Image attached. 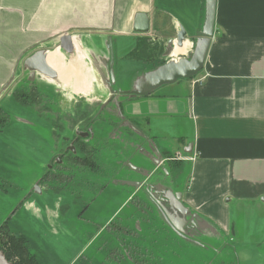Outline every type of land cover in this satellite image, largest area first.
<instances>
[{"label": "crops", "instance_id": "crops-1", "mask_svg": "<svg viewBox=\"0 0 264 264\" xmlns=\"http://www.w3.org/2000/svg\"><path fill=\"white\" fill-rule=\"evenodd\" d=\"M182 30L183 44L192 47L180 59L189 57L205 34H212L205 65L193 79L123 102L137 145L130 147L134 161L145 159L147 164L132 160L135 167H129L142 180L150 178L156 192L182 194L188 221L196 215L202 228L215 225L227 235L242 230L241 237L248 230L259 234L256 250L241 238L233 255L237 264H264V0H0V100L22 74L25 60L38 52L61 50L60 39L70 35L75 50L63 53L67 59L79 58L90 91L104 96L105 103L112 98L107 82L115 76V60L127 61L136 44L147 39L149 47L169 41L170 53L164 47L150 48L149 53L170 61ZM127 67L131 69L120 65L123 73ZM187 164L188 185L177 190L174 177ZM163 175L173 182V189L166 181H154ZM129 186L139 194V184ZM29 205L27 211L39 222L54 225L57 212L49 210L44 217ZM250 208L258 214L254 226L243 223ZM209 229L206 232L212 234ZM202 231L189 232V238ZM52 234L65 247L72 239L78 246L74 238L58 239L56 229ZM178 247L187 248L181 243ZM89 248L78 249L68 264H76ZM166 250L159 253L164 256Z\"/></svg>", "mask_w": 264, "mask_h": 264}, {"label": "rangeland", "instance_id": "rangeland-1", "mask_svg": "<svg viewBox=\"0 0 264 264\" xmlns=\"http://www.w3.org/2000/svg\"><path fill=\"white\" fill-rule=\"evenodd\" d=\"M163 47L168 51H172L173 45L168 41L166 46L163 43L160 46L155 45L150 48H152V51H157L160 48L163 50ZM195 48L196 46L189 57L185 59H191ZM116 57L119 58L118 53ZM155 59L156 61L152 60L151 69L172 62L171 59L170 61L161 59V55H156ZM129 60L133 61L136 66L128 64L131 69L127 67L125 73L118 66V61L115 73V81H117L115 90H130L134 80L140 77L138 73L144 72V69L150 70L148 66L139 65L140 62H136L131 58L127 61ZM127 61L126 63H129ZM36 73L25 67L22 74L12 83V87L0 100V120H3L5 124L7 123L0 131L2 132L0 133V227L6 226L12 234L24 237L27 241L28 252L30 251L34 255L32 256L30 253L27 255L26 253L20 256L14 252V248L10 245L6 250L14 264H34L30 261L29 256L35 259L36 264H68L78 253V249L87 247H90L87 253L76 264H115L114 258L111 256L115 239L114 232L128 223H130L129 230L132 229L131 217L137 215L140 219L142 216L138 212L140 211L138 209L140 204L142 205L141 210L145 209L144 211L149 213L150 217H145L148 222L141 221L142 231L141 234L135 232L134 243L135 245L142 244L145 247V253L142 254L145 255V260L150 264H155L150 245L156 241L159 247L163 246L165 240L163 229H167L179 244H184L187 248H190L174 246L167 249L169 251L164 254V262L167 264H237L233 255V248H238L241 238L252 245L251 249L256 250L255 245L262 237L252 232V230H248L241 237L239 233L242 230L236 229L231 232L232 234L227 235V233L219 231L218 227L214 225L215 230H213V226H209V231L212 232V234H209L206 232L209 227L205 226L200 229L199 226V231H204L197 237L195 235L194 241L189 238L192 242L176 235L154 200L152 201L145 193L143 194L147 200L144 199L142 193L135 195V188L120 183V179L133 180L140 177L136 172H129L119 164V162L124 163L126 158L121 150H117L119 148L125 149L123 144L120 147L117 141L110 140L106 145H100L96 141L92 142L91 146L95 149L94 159L98 163L99 173H94L89 169L87 172L81 173L80 169L72 168L66 156L63 161L54 166L52 160L59 148L56 147V142L52 137V128L45 125L46 118L33 114L30 109L18 106L12 98L13 93L18 88L24 90L27 88L28 81H33L31 84L37 86V90L41 95L37 100V104L34 105L36 111L46 112L43 102L47 103V99H49L50 107H52L55 116L59 115L63 120L65 115H69V112L63 108V100H66L67 95H63L64 93L59 88L56 89L55 80L41 74L40 76L35 75ZM140 75L142 76V74ZM29 86L32 87V85ZM100 93L106 95L103 90ZM102 98L105 99L104 96ZM97 100L93 101L91 106L101 111L104 100ZM120 100L121 102L127 101L125 98L119 99V102ZM77 104L82 105L83 103L79 102ZM81 112L80 109L79 115L84 113V110ZM85 125L86 123H83L78 126L83 128ZM72 133L67 132L66 136L71 137ZM68 142L66 141V144ZM172 159H175V157ZM143 161L145 159L142 162L134 161V163L147 167V164ZM47 172L57 173L61 178V173L64 175L66 172L68 174H65V176H69L72 172L74 181L70 186H66L64 183L60 184L59 182H62L60 179L59 181L54 179L52 182L39 184L41 178ZM189 173L190 166L187 164L174 177L176 184L180 185L183 190L188 185ZM154 181L162 183L166 181L168 187L172 189L175 187L170 179L166 180L164 178V175L161 179ZM37 184H39L38 189L41 193L36 192ZM148 201H152L151 205L153 207L148 204ZM30 203L41 211V216L45 217L46 212L49 210L57 212L58 218L53 219L54 225L52 222L50 224H44L42 220L39 222L33 212L27 211L25 207L26 204ZM250 210L247 213L249 217L243 223L247 226H254L259 223L258 214H255L256 212L252 208ZM236 213L237 210L234 211L235 216H237ZM156 228L160 230L157 233H155ZM54 229H56L58 239H60L58 235H61L60 240H66V237L74 238L77 240L78 246L73 243V239L67 247L56 242L52 234ZM100 229L103 233H100L99 236L97 234ZM123 235L126 236L122 232L118 233L121 239H123ZM130 239L125 238L128 242ZM147 250L151 254H146ZM159 251L161 250L154 253L158 263V257L161 254ZM161 256L163 257V255Z\"/></svg>", "mask_w": 264, "mask_h": 264}, {"label": "trees", "instance_id": "trees-1", "mask_svg": "<svg viewBox=\"0 0 264 264\" xmlns=\"http://www.w3.org/2000/svg\"><path fill=\"white\" fill-rule=\"evenodd\" d=\"M150 51V47L148 45V41L147 40H141L138 44H136L135 48H134V52L130 55H128L127 57L131 58L132 60L136 61V62H140L139 65H143L144 67L148 66V63H150L149 61L153 60L155 57L154 55H152ZM162 53V51H161ZM160 54V53H158ZM161 55V54H160ZM125 59V58H124ZM119 61V67L122 64H130V65H134V67L136 66L133 61L129 60L126 63L125 62H121L119 59L115 60L113 63V72L114 75L116 73V69H117V64ZM129 65V66H130ZM165 65V64H164ZM163 65H159L158 67H155L153 69L149 68L150 70L147 71L144 69V72H139L138 75L140 77L136 78L132 84V87L130 90L127 91H122V90H115L114 91H122V92H129L132 91L137 83V81L139 79H141L142 77H144L146 74H149L151 72L156 71L158 68L162 67ZM140 74H143L142 76ZM137 75V76H138ZM33 82V81H32ZM32 82L28 81L25 82L27 83V88L24 90H21L20 88L17 89V91H15L13 93V101L15 103L18 104V106L30 109L31 112H33V114L38 115L39 117H45L46 121H45V125L46 127H51L52 128V137L56 142V147L59 148L58 151H56L53 160H52V164H54V162L56 161L55 159H61V161L64 160V157L66 156L68 158L69 164L72 166V168H76V169H80L81 173L82 172H87V170L89 169L90 171H93L94 173L97 172L99 173L98 170V163L97 161L94 159L95 156V149L92 148L91 144L92 142L96 141L97 143H99L100 145H106L110 140H114L119 142L120 147L121 144H124V141H127L128 143H130L129 145H131L132 147H137V145L135 144V142H133V132L127 127H121V123L122 121L120 120V118H118V116H114L113 115V109L111 108L112 106L109 107V104L103 108L102 106V110L99 111L97 109H94L91 104H77L75 106V109L73 111V113H68L69 115H65V118L62 120V117H60L59 115L55 116V113L52 110V107H50V103H49V99H47V103L43 102V104H45L44 108L46 109V112L44 111H36V109L34 108V105L37 104V100L39 97H41L39 91L37 90V86H34V84H31ZM117 85V81L115 83ZM114 84V85H115ZM29 85H32L29 86ZM126 100L131 99L128 98L127 96L123 97ZM122 99V98H121ZM81 105V106H80ZM82 107V108H81ZM56 108V107H55ZM80 109L84 113L80 114ZM83 109V110H82ZM57 110V108H56ZM99 111V112H98ZM62 114V113H61ZM0 131L3 130V128L7 125V123L5 124L3 120H0ZM86 123V125L81 128L78 125ZM72 130V131H71ZM90 130H92L93 132V139L90 138V136L88 138L86 137H80L77 136L76 132L79 133H87ZM67 132H74L72 133L73 135L71 137L66 136ZM2 133V132H0ZM116 138H112L113 135H115ZM70 139V140H69ZM66 141H69L66 144ZM75 144V149H76V153L72 154V153H66V147H68L70 145V143H74ZM124 146V145H123ZM61 147H63L62 149H60ZM124 150L119 148L117 150H121L122 154H124L125 156V162H119V164L125 168H127V171H133L131 167H129V165H131L132 167H135L131 162L133 160L134 162V153L135 151L132 150L130 147H126L124 146ZM116 150V151H117ZM134 151V153H133ZM119 153V152H118ZM167 159H169V161H172L171 157H168ZM144 160V159H143ZM57 164V163H56ZM56 166V165H54ZM70 170V169H67ZM89 171V172H90ZM61 173V172H60ZM62 174V178L60 177L59 174H52L51 173H45L43 175V177L41 178L39 184L41 183H47V182H52L54 179L55 181H62L59 182L64 183L66 186L67 185H71L74 181V176L73 173L71 172L69 174V176H65V174H68L65 172V174ZM137 179V178H136ZM120 183H124L123 185L129 186L127 185V183L129 182H136L135 179H120ZM39 184H37L36 186H38ZM175 186L177 187V190H182L181 186L176 184L175 182ZM39 187V186H38ZM42 190V189H41ZM32 192L34 193V191L32 190ZM149 205H151V203L148 202ZM147 205V204H146ZM152 206V205H151ZM142 205H138V209H140V211H138L141 216V218L139 219L137 217V215H133L132 218V229L129 230V225L130 223H128L126 226H121V228H119L117 231L118 233L122 232L123 234H125L126 236H122L123 239H121V237H114V243H113V250H114V246H115V250L111 251L113 256V261L115 262V264H150L149 262H147V260H145V255H143L142 253H145L144 249L145 247L142 244H136L134 243L135 241V232L141 234L142 231V222H148V220L146 219L147 217H150L149 213H146L144 210H141ZM153 207V206H152ZM151 211V210H150ZM156 215V214H155ZM147 216V217H146ZM146 217V218H145ZM119 227V226H118ZM131 227V226H130ZM137 227V229H136ZM165 228V227H164ZM151 229V227H150ZM158 231H160L159 229L156 228L155 233H157ZM163 233H164V242H163V246L159 247L158 243L155 241L153 242L150 247L153 251L152 253V258L155 262V264H167L164 262V256L163 259L161 257V254H159L158 260L159 263L156 261L155 255L154 253H156L158 250H165V249H169L170 247H174V246H178L179 243L171 236L170 232L167 229H163ZM117 233V234H118ZM5 235V237H4ZM3 237V238H2ZM131 238L130 241H126L125 238ZM168 239V241H167ZM12 246L15 250L14 252H16L18 255L22 256L23 254L29 255L28 252V246H27V241L24 237L22 236H17L12 234L6 226H2L0 227V250L3 251L5 253L6 258L8 259V261L12 262L10 260V257L7 253V250L9 248V246ZM147 249V248H146ZM169 250H166V252H168ZM166 252H164V254H166ZM146 254H151L150 251L147 250ZM29 259L31 262H33L34 264H36V261L33 257L29 256ZM152 264V263H151ZM154 264V263H153Z\"/></svg>", "mask_w": 264, "mask_h": 264}, {"label": "water", "instance_id": "water-1", "mask_svg": "<svg viewBox=\"0 0 264 264\" xmlns=\"http://www.w3.org/2000/svg\"><path fill=\"white\" fill-rule=\"evenodd\" d=\"M185 37L186 33L182 30L177 36V42L179 46H182ZM211 38L212 34L210 32L205 34L203 38L198 40L195 51L190 60L179 59V61L176 62L172 61L170 63H166L156 71L146 74L144 77L139 79L132 91H114L112 89V84L115 83V79L112 75V81L107 82L112 98L104 103L103 108L106 107L112 100L114 102H117V100L123 96H127L131 99H135L138 97H147L153 91L163 86L175 84L179 80L193 79L202 71L205 65L211 45ZM60 49L67 54H73L75 50V44L73 38L70 35L63 36L60 39ZM170 52L171 51H169V53ZM46 59L47 55L44 52H38L25 61V67L31 71L38 72L47 78L57 80V73L47 64ZM38 188L39 187L36 186V192L38 191L39 193H41ZM153 189L151 190L152 193H150L159 206L162 215L170 224L171 228L182 237L189 238V232L197 230V226L199 223H202V220L196 215L192 216L191 221L187 220V217L190 216V212L182 203V194H175L172 191H162L156 192L157 196H155L153 193ZM0 264L14 263L8 261L5 253L0 250Z\"/></svg>", "mask_w": 264, "mask_h": 264}, {"label": "bare ground", "instance_id": "bare-ground-1", "mask_svg": "<svg viewBox=\"0 0 264 264\" xmlns=\"http://www.w3.org/2000/svg\"><path fill=\"white\" fill-rule=\"evenodd\" d=\"M176 45L175 43V50L170 57L171 61L174 62L178 61L180 55H186L191 52L192 47L189 42L182 44L180 47ZM78 59H67L63 51L59 49L51 51L47 55V64L57 73L59 79L55 87L57 90L59 88L67 96L85 93L94 94L88 86L90 84L88 78L87 80L84 78V71L80 68L83 64Z\"/></svg>", "mask_w": 264, "mask_h": 264}, {"label": "flooded vegetation", "instance_id": "flooded-vegetation-1", "mask_svg": "<svg viewBox=\"0 0 264 264\" xmlns=\"http://www.w3.org/2000/svg\"><path fill=\"white\" fill-rule=\"evenodd\" d=\"M110 68H111V66H110ZM111 71H112V69H111ZM39 75L40 76V73H36L35 75ZM42 77V76H41ZM45 77V76H44ZM47 79V78H46ZM114 79H115V76H114ZM52 80V79H51ZM115 83H116V81H115ZM114 83V84H115ZM114 84H112V88H113V90L115 89V86H116V84L114 85ZM63 95H65V94H63ZM67 98H66V100H63V108H65V110H67V112H69V113H73V111H74V109H75V106H76V104L77 103H79V102H81V103H84V104H91L93 101H97V99H100V100H104L103 98H101L100 97V95H95V94H74V95H69V96H66ZM124 97V96H123ZM123 97H120L119 99H121V98H123ZM119 99L117 100V102H114L113 100L109 103V107H110V105L112 106L111 108L113 109V115L114 116H118V118H120V120L122 121V123H121V127H125V128H129L132 132H133V129H131V127L129 126V123H128V121H127V119H126V117H125V114H124V110L122 109V106H123V102H121V100H120V102H119ZM77 134V136H80V137H86V138H88L89 136H90V138L91 139H93V132H92V130H90L89 132H87V133H79V132H76ZM80 135H79V134ZM116 136V134L115 135H113L112 136V138H118V137H115ZM75 144H76V142H74V143H70V145L68 146V147H66V153H72V154H75L76 153V149H75ZM130 143H128L127 141H124V146H126V147H131V145H129ZM175 159L177 160V158L175 157ZM175 159H173L174 161H176ZM56 161L54 162V165H56V163H58V162H60L61 161V159H55ZM127 169V168H126ZM132 170H134L133 168H132ZM136 181H139V180H142L141 178L140 179H135ZM149 180V181H148ZM147 181H148V183H147ZM128 185L129 184H139L140 186H139V193H145V195L146 196H148L149 198L151 197V198H153L152 197V195H151V193H152V189H153V187H152V184H151V180H150V178L149 179H146V180H142V181H139V182H129V183H127ZM159 191V190H158ZM151 192V193H150ZM159 192H162V191H159ZM153 193H154V195L156 194V190L155 189H153ZM156 196V195H155ZM143 197H144V199H146V197L144 196V194H143ZM147 197V198H148ZM150 198V199H151ZM147 200V199H146ZM152 200V199H151ZM149 203H151L150 201H148ZM155 204L157 205V203L155 202ZM154 204V205H155ZM29 207L31 208V209H33V204L32 203H30V205H29ZM157 207V206H156ZM37 212H39V211H37ZM162 214V213H161ZM200 229H201V227H200ZM197 230H199V226H197ZM197 230H195V231H193L194 233L197 231ZM174 231V230H173ZM175 232V231H174ZM176 234H178L177 232H175ZM179 235V234H178ZM181 236V235H180Z\"/></svg>", "mask_w": 264, "mask_h": 264}]
</instances>
